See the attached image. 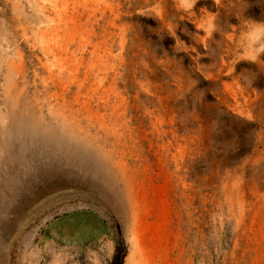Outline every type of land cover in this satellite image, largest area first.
Returning a JSON list of instances; mask_svg holds the SVG:
<instances>
[{
    "label": "rangeland",
    "instance_id": "374dc122",
    "mask_svg": "<svg viewBox=\"0 0 264 264\" xmlns=\"http://www.w3.org/2000/svg\"><path fill=\"white\" fill-rule=\"evenodd\" d=\"M192 1L122 0L119 90L0 151V264H264V0Z\"/></svg>",
    "mask_w": 264,
    "mask_h": 264
},
{
    "label": "bare ground",
    "instance_id": "6f19581e",
    "mask_svg": "<svg viewBox=\"0 0 264 264\" xmlns=\"http://www.w3.org/2000/svg\"><path fill=\"white\" fill-rule=\"evenodd\" d=\"M127 32L122 0H0V151L9 161L23 157L28 138L39 152L40 134L54 132H43L45 124L81 129L93 108L90 90H119ZM241 181L227 199L231 214L239 201L244 216ZM130 243L138 248L137 236Z\"/></svg>",
    "mask_w": 264,
    "mask_h": 264
},
{
    "label": "clouds",
    "instance_id": "9594fccd",
    "mask_svg": "<svg viewBox=\"0 0 264 264\" xmlns=\"http://www.w3.org/2000/svg\"><path fill=\"white\" fill-rule=\"evenodd\" d=\"M181 2L183 3L184 0ZM241 47L243 58L251 62H256L261 55H264V22L246 23L245 31L241 33Z\"/></svg>",
    "mask_w": 264,
    "mask_h": 264
}]
</instances>
